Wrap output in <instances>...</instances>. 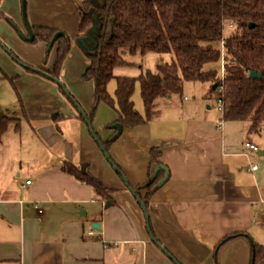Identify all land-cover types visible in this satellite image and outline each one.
Returning a JSON list of instances; mask_svg holds the SVG:
<instances>
[{"label": "crops", "instance_id": "0c3cea01", "mask_svg": "<svg viewBox=\"0 0 264 264\" xmlns=\"http://www.w3.org/2000/svg\"><path fill=\"white\" fill-rule=\"evenodd\" d=\"M83 1L27 0V17L32 27L71 36L73 48L61 77L89 113L94 83L83 77L91 62L76 42ZM0 11L7 17L0 18V41L28 64L52 70L57 47L45 66L48 45L24 41L12 25L27 35L22 0H1ZM123 49L127 65L132 64L128 54H147ZM9 58L20 64L0 45V60L8 62L4 76L16 78V110L22 99L27 115L21 121L10 114L16 121L0 137V264H176L152 241L141 206L106 163L75 105L54 81L11 65ZM117 68L116 76L126 75ZM201 85L204 100L216 98L209 84ZM115 91L112 80L109 92L114 96ZM174 97L157 101L152 121L125 128L113 142L111 156L137 189L149 181L152 149H160L170 176L151 199V223L155 237L180 264H217V245L236 235L220 250V264H251V241L264 245V125L251 131L249 121H224L203 100ZM133 101L145 114L141 89L136 88ZM55 114L69 118L57 124ZM118 121L117 111L103 103L93 126L108 141L116 134L111 125ZM247 142L261 151L248 148ZM252 159L258 160L257 170L251 168ZM87 163L91 174L117 189L111 193L115 202L107 205L110 201L64 169ZM90 230L96 233L88 235Z\"/></svg>", "mask_w": 264, "mask_h": 264}, {"label": "trees", "instance_id": "16d2710c", "mask_svg": "<svg viewBox=\"0 0 264 264\" xmlns=\"http://www.w3.org/2000/svg\"><path fill=\"white\" fill-rule=\"evenodd\" d=\"M81 8V35L76 42L91 62L83 78L94 83L93 106L87 113L92 124L103 103L117 111V123H121L124 129L146 124L158 115L156 105L159 99L174 95L182 97L186 84L200 82L210 84L213 92L224 86V95L221 97L224 102V121H249L251 131L261 130L264 125V0H84ZM0 18L7 19L1 11ZM230 23L238 28L224 38L226 52L223 79L215 67L222 60L219 42L223 40L225 25ZM32 31L34 40L31 43L45 42L48 45L45 66L51 57L49 46L53 38L58 32L64 33L54 45V48L57 47L54 68L34 67L12 53L19 61L29 65L30 69L45 70L62 81V70L73 48L71 36L63 30L50 27L35 26ZM122 48H128L131 53L140 50L142 53L151 51L160 55L169 54L171 59L160 63L156 72L147 70L139 77L116 76L115 68L127 65L120 54ZM252 71L262 73V77L251 76ZM5 78L12 82L16 90V78ZM112 80L116 81L114 96L109 92ZM138 84L145 114L137 110L133 101ZM215 84H218L216 90L213 89ZM56 85L61 94L66 96L64 89ZM21 105L23 114H26L22 99ZM78 117L85 121L80 113ZM68 118L63 114H55L53 121L58 124ZM14 121L15 118L0 112V137ZM97 135L111 155L110 149L116 139L113 137L104 141L99 133ZM161 155L160 149H152L149 181L145 185L137 189L131 183L126 185L127 189L138 193L150 213L151 199L160 190V183L167 174L166 170L160 169L154 177L155 170L165 166ZM111 159L119 168L118 173L124 177L112 156ZM64 169L79 181L90 185L103 200L115 202L111 193L117 189L91 174L88 163L81 167L68 164ZM143 189L146 190L145 194L142 193ZM147 227L154 232L152 223L151 229L148 224ZM235 237H227L217 245V264H220L219 252L223 245ZM251 264H264V245L255 243Z\"/></svg>", "mask_w": 264, "mask_h": 264}, {"label": "rangeland", "instance_id": "374dc122", "mask_svg": "<svg viewBox=\"0 0 264 264\" xmlns=\"http://www.w3.org/2000/svg\"><path fill=\"white\" fill-rule=\"evenodd\" d=\"M237 28L238 27H236L235 24H233V26L226 24L225 25V31H224L225 36L232 34L235 30H237ZM0 40H1V38H0ZM219 43L221 44V50H222V54H223L224 51L226 52L225 47H224V42L222 40ZM8 45H6V47L17 55L14 48L12 49L11 46L10 45L8 46ZM126 49L127 48L123 49V51H125ZM5 55H6V53H5ZM127 57L129 59V62H131L132 64L124 65V66H118L117 69L126 74V75H121V76L139 77L142 74V72H145L147 70H151L153 72H156L158 64L160 61H166L167 62V61H170V59H171L169 54L160 55L156 52H151V51L148 52L145 56H141L140 53H136L133 55L128 54ZM9 59H10L9 63H11V65L17 66L19 68L22 67L17 62H14V60H12L11 58H9ZM7 63L8 62L4 63L2 60H0V112L5 113V114L7 113L9 115L12 114L11 116H13V117H16V115L21 116V118L19 117L21 119V121H26V119H23L24 115H23L22 105L19 109V112L16 110V104L18 103V98H17L18 95H17V92L15 90V87L12 84V82L9 79H6L4 76L6 73L5 69L7 67ZM12 63H14V64H12ZM212 67H215V66L212 65ZM215 68L219 69V71H220L219 75H221V77L225 76L223 58H222L221 62L219 64H217V67H215ZM194 83H196V84H194ZM201 84L202 83H200V82H189L188 84H186L182 98L188 97L190 100L195 101V102L203 100L204 103L213 105L215 107L214 111L218 113L219 111H218V109H216V104H217V98L219 96V89L216 92L215 91L213 92V94L216 96V98H214L210 101L209 100L206 101L202 97L203 96L202 91H203L204 87ZM209 86L211 87L210 84H209ZM137 88L140 89L139 84H138ZM174 96H175L174 99H179V97H180L178 95H174ZM24 129H27V125L24 126ZM110 152H111V149H110ZM104 157H105V161L109 165V167L117 174V176H119L124 181V177H122L113 168V166L110 164V162L108 161V159L106 158L105 155H104ZM123 173H124V171H123Z\"/></svg>", "mask_w": 264, "mask_h": 264}, {"label": "water", "instance_id": "95a60500", "mask_svg": "<svg viewBox=\"0 0 264 264\" xmlns=\"http://www.w3.org/2000/svg\"><path fill=\"white\" fill-rule=\"evenodd\" d=\"M22 13H23V21H24V24H25V27L27 29V35L24 33V31L22 30V28H20L19 26L15 25L13 22H12V25L13 27L15 28V30L17 31L18 35L24 40V41H27V42H32L34 40V33L32 31V27L28 21V17H27V0H22ZM251 26H253L251 24ZM64 35L63 32H58L55 37L53 38L50 46H49V49L52 50L54 48V45L56 43V41L58 40V38L60 36ZM0 45L5 49V51L13 58L15 59L16 61H18L22 66L24 67H27V68H30L29 65L25 64V63H22L21 61L18 60L17 56L14 55L12 53V51L10 49H8L1 41H0ZM33 71L37 72V73H40L44 76H46L47 78H49L50 80L54 81L55 83H57L58 85H60L63 89H64V92L66 94V96L68 98L71 99V101L73 102V104L75 105V107L77 108L78 112L84 117L86 123L88 124L89 128H90V131H91V135L92 137L95 139V141L98 143V145L100 146L101 150L103 151V153L105 154L106 158L110 161L111 165L113 166V168L117 171V172H120L119 171V168L115 165V163L112 161L111 159V155L107 152V149L105 148V146L102 144L101 142V139L99 138V136L97 135L95 129H94V126L92 124V122L89 120L88 118V114L86 113V111L79 105V103L72 97L71 93L69 92V90L67 89V87L65 86V84L63 83V81L59 80V79H56L54 78L52 75H50L47 71H44V70H40L38 68H31ZM251 76L253 77H256V78H260L262 77V73H257V72H254L252 71L251 72ZM218 88V84H215L213 86V89L216 90ZM115 130H116V135L114 136L115 139H118L122 133H123V130H124V127L121 123H115L113 126H112ZM160 169H164L166 170L167 174H166V177L161 181L160 183V186H162L163 184H165L167 182V180L169 179V176H170V173L168 171V169L165 167V166H161V167H158L156 170H155V176H157L158 172ZM124 180H125V183L127 186H129V182L127 180V178L124 176ZM132 194L134 195L135 199L137 200L138 204L141 206L144 214H145V218H146V221H147V224L149 226V228L151 229V216H150V212H149V209L147 207V205L144 203V201L141 199V197L138 195V193L135 191V190H132L131 191ZM111 204V202H108L107 205ZM95 227H97L98 230H100L101 226L100 224H96L94 225ZM149 233L152 237V241L157 245L159 246V248L164 252L166 253L171 259H173V261L176 263V264H180L168 251L167 249L161 245V243L159 242V240L155 237V235L153 234V232L151 230H149ZM252 242V247H253V251L255 249V243L253 241Z\"/></svg>", "mask_w": 264, "mask_h": 264}, {"label": "built area", "instance_id": "2783aa9c", "mask_svg": "<svg viewBox=\"0 0 264 264\" xmlns=\"http://www.w3.org/2000/svg\"><path fill=\"white\" fill-rule=\"evenodd\" d=\"M229 25H231V26H233V23L232 24H229ZM224 38H225V34H224V36H223V42H224ZM224 57H225V51L223 52V56H222V58H223V60H224ZM223 79H224V77H223ZM224 86H221V87H219V96H218V98H217V104H216V107H217V109H218V111L219 112H221V114H223L224 113V102H223V100L221 99V97L224 95ZM223 127V121L219 124V128H222ZM246 146L248 147V148H250V149H252V150H254V151H256V152H260L261 151V148L258 146V145H256V144H253V143H251V142H247L246 143ZM250 163H251V165H252V170H257L259 167H258V160L257 159H252L251 161H250ZM32 183V181H27V183L26 184H31ZM25 185H23V187H24ZM40 212H42V209H40L39 210ZM96 232L94 231V230H90L89 232H88V235H94Z\"/></svg>", "mask_w": 264, "mask_h": 264}]
</instances>
